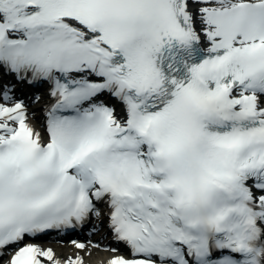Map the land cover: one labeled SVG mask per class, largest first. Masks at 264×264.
Here are the masks:
<instances>
[{"label": "snow or ice", "instance_id": "1", "mask_svg": "<svg viewBox=\"0 0 264 264\" xmlns=\"http://www.w3.org/2000/svg\"><path fill=\"white\" fill-rule=\"evenodd\" d=\"M0 264H264V0H0Z\"/></svg>", "mask_w": 264, "mask_h": 264}]
</instances>
